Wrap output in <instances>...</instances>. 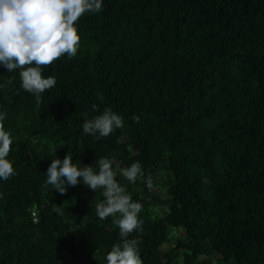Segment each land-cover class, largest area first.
Wrapping results in <instances>:
<instances>
[{
	"label": "trees",
	"instance_id": "16d2710c",
	"mask_svg": "<svg viewBox=\"0 0 264 264\" xmlns=\"http://www.w3.org/2000/svg\"><path fill=\"white\" fill-rule=\"evenodd\" d=\"M102 3L76 23L77 55L42 69L56 84L40 103L19 69L0 65L16 173L0 179V264H107L122 243L118 214H97L103 189L45 187L51 160L66 154L97 171L101 157L141 164L134 183L115 178L142 205V232L127 238L141 241L143 264H264V0ZM105 108L124 126L84 133ZM151 177L162 216L150 207Z\"/></svg>",
	"mask_w": 264,
	"mask_h": 264
},
{
	"label": "clouds",
	"instance_id": "9594fccd",
	"mask_svg": "<svg viewBox=\"0 0 264 264\" xmlns=\"http://www.w3.org/2000/svg\"><path fill=\"white\" fill-rule=\"evenodd\" d=\"M102 8V0H0V65L8 72L19 69L21 88L34 94L40 103L42 95L56 84V78L44 77L42 69L64 55L69 58L77 55L80 36L76 23L86 12L97 13ZM5 119L6 114L0 113V179L3 180L16 174L7 159L13 140L5 130ZM133 119L139 121V117ZM123 126V117L111 108L85 119L82 125L84 133L97 139ZM72 159L66 154L63 160H51L45 187L51 185L62 195L67 187L81 181L94 192L103 189L105 199L97 204V214L100 219L118 214L113 223L119 228L122 241L107 253V264H143L138 248L141 241L127 238L134 231L142 232L143 222L138 215L142 205L133 201L126 187L115 178L120 173L134 183L144 175L141 164L137 161L121 169L118 165L114 167L112 159L101 157L97 160V171L92 165L78 167ZM54 211L63 215L61 207L55 205Z\"/></svg>",
	"mask_w": 264,
	"mask_h": 264
},
{
	"label": "rangeland",
	"instance_id": "374dc122",
	"mask_svg": "<svg viewBox=\"0 0 264 264\" xmlns=\"http://www.w3.org/2000/svg\"><path fill=\"white\" fill-rule=\"evenodd\" d=\"M157 178L156 177H151L150 182H149V193H151L149 195V203H150V207L152 206L153 209V214L155 216H162L165 211L167 210V206L165 205V207L160 208L161 206V199H163L165 197L164 192L162 190V186L161 184H153V181H156ZM182 233H180V231L176 230L171 232V243H174L175 239L177 237H181Z\"/></svg>",
	"mask_w": 264,
	"mask_h": 264
}]
</instances>
